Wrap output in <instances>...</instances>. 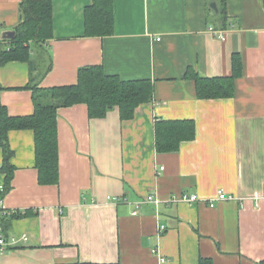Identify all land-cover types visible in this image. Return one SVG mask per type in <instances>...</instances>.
<instances>
[{
  "label": "crops",
  "instance_id": "obj_1",
  "mask_svg": "<svg viewBox=\"0 0 264 264\" xmlns=\"http://www.w3.org/2000/svg\"><path fill=\"white\" fill-rule=\"evenodd\" d=\"M51 1L52 37L29 42L28 62L0 63V101L9 115L32 114L31 87L74 84L88 65L148 79L153 97L130 120L117 108L101 118H90L83 103L58 108L57 184L38 180L32 130L8 132L14 169L1 202L9 216L3 232L27 239L5 247L0 264L264 261L263 0H226L223 40L208 30L222 27L216 0H113L114 29L106 36L83 32L90 0ZM20 2L0 0V34L16 31ZM10 40L0 35V49ZM234 54L242 72L233 94L198 98L188 70L230 76ZM159 118L192 119L194 139L156 151ZM4 180L0 170V186ZM218 189L235 198L215 199ZM183 193L200 200H173ZM15 211L23 216L10 217Z\"/></svg>",
  "mask_w": 264,
  "mask_h": 264
},
{
  "label": "trees",
  "instance_id": "obj_2",
  "mask_svg": "<svg viewBox=\"0 0 264 264\" xmlns=\"http://www.w3.org/2000/svg\"><path fill=\"white\" fill-rule=\"evenodd\" d=\"M221 28L227 25L224 4L226 0H216ZM113 0H90L84 8V34L86 36H106L113 33ZM264 3V0H263ZM23 19L16 27L15 36L8 47L0 49V63L11 60L29 61L30 41H45L52 37V1L21 0ZM230 76L201 77L188 70L194 80L196 96L201 99L230 97L234 81L241 75L240 56L232 57ZM34 110L32 114L11 116L0 101V146L3 161L0 170L5 174L0 199L11 187L13 169L10 159L12 150L8 142V132L12 129H30L34 134L35 167L38 180L43 184H57L59 178V155L57 138V110L78 103L86 104L90 118L104 117L111 109L117 108L121 120H130L136 109L152 100L153 83L148 79L124 80L118 75L108 74L101 65L80 67L74 84L51 87H31ZM1 90V88H0ZM155 149L158 152H174L181 142L192 140L196 134L192 119H157L154 123ZM6 213L0 207V219L6 225ZM23 216L21 212H10V217ZM77 264V263H75ZM78 264H96L82 262ZM118 264V263H116ZM199 264H213L210 258H200ZM258 264H264V261Z\"/></svg>",
  "mask_w": 264,
  "mask_h": 264
},
{
  "label": "built area",
  "instance_id": "obj_3",
  "mask_svg": "<svg viewBox=\"0 0 264 264\" xmlns=\"http://www.w3.org/2000/svg\"><path fill=\"white\" fill-rule=\"evenodd\" d=\"M208 30L210 33H212L213 35L217 36L219 39L223 40L225 39V32H224V29L222 28H215L214 26H208ZM3 190V186L1 185L0 186V191ZM235 196H232V195H229V194H226V192L222 189H218L216 191V195H215V199L217 200H225V199H234ZM214 199V200H215ZM174 201H178V202H195V201H198L200 200L199 196L197 194H180V195H176L174 198H173ZM214 200L210 199L208 200V205L209 206H214ZM1 202H2V199H0V207H1ZM155 202H158L157 200H155ZM2 208V207H1ZM134 214L136 213V211L133 212ZM164 225H160L159 226V231H162L164 230ZM27 237L26 236H20L19 238L18 237H10V238H7L3 232V225H2V222H1V219H0V253L5 249V247H7L8 245L10 244H14V243H17L19 240H26ZM153 252H157V249L153 248L152 249Z\"/></svg>",
  "mask_w": 264,
  "mask_h": 264
},
{
  "label": "water",
  "instance_id": "obj_4",
  "mask_svg": "<svg viewBox=\"0 0 264 264\" xmlns=\"http://www.w3.org/2000/svg\"><path fill=\"white\" fill-rule=\"evenodd\" d=\"M210 7L217 11V5L216 2L212 1L210 2ZM16 31L15 30H4L2 31L1 38L3 39H12L15 36Z\"/></svg>",
  "mask_w": 264,
  "mask_h": 264
}]
</instances>
